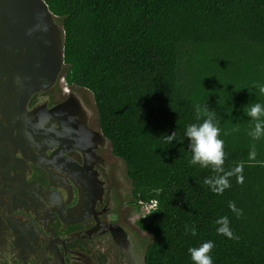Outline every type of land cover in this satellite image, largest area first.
Listing matches in <instances>:
<instances>
[{
	"label": "trees",
	"instance_id": "16d2710c",
	"mask_svg": "<svg viewBox=\"0 0 264 264\" xmlns=\"http://www.w3.org/2000/svg\"><path fill=\"white\" fill-rule=\"evenodd\" d=\"M44 1L62 20L64 80L92 92L130 202L156 203L145 215V264H194L188 249L209 240L213 264H264V135L252 138L246 115L264 105V0ZM205 109L233 172L222 194L204 184L218 175L211 167L189 163L184 131ZM174 131L169 145L163 136ZM225 216L231 239L217 233Z\"/></svg>",
	"mask_w": 264,
	"mask_h": 264
},
{
	"label": "water",
	"instance_id": "95a60500",
	"mask_svg": "<svg viewBox=\"0 0 264 264\" xmlns=\"http://www.w3.org/2000/svg\"><path fill=\"white\" fill-rule=\"evenodd\" d=\"M64 70L61 18L44 0H0V242L54 237V221L102 223L130 197L92 92Z\"/></svg>",
	"mask_w": 264,
	"mask_h": 264
},
{
	"label": "flooded vegetation",
	"instance_id": "af4514ba",
	"mask_svg": "<svg viewBox=\"0 0 264 264\" xmlns=\"http://www.w3.org/2000/svg\"><path fill=\"white\" fill-rule=\"evenodd\" d=\"M130 199L106 208L100 215L102 223L89 220L64 226L54 221V237L33 235L12 245L0 242V264H69V257L74 264H144L150 235L144 228L145 215H139ZM77 231L82 232L80 238L71 235Z\"/></svg>",
	"mask_w": 264,
	"mask_h": 264
},
{
	"label": "clouds",
	"instance_id": "9594fccd",
	"mask_svg": "<svg viewBox=\"0 0 264 264\" xmlns=\"http://www.w3.org/2000/svg\"><path fill=\"white\" fill-rule=\"evenodd\" d=\"M259 91L264 94V85H259ZM247 116L251 117L256 121L253 131L250 133L253 139H259L264 135V105L256 103L252 105L246 113ZM206 118L203 119L202 123L189 124L186 126L184 131L185 138L188 139V150L191 152L190 164H198L201 168L211 167L212 171L217 173L213 178H207L204 180V184L208 185L210 190L216 194H222L223 190L230 187L228 176L232 175L233 172H225L223 168L224 164V142L219 137V128L216 120L215 114L208 109H205ZM164 141L171 145L175 140V131L169 135L163 136ZM251 155H255L254 152ZM235 172H240L241 169L237 167ZM222 174V175H220ZM238 182H243L242 176H237ZM229 208L237 214L240 215V211L235 208L232 202H229ZM221 227L217 228L218 234H223L228 238H233L232 231L228 227V218L221 217L216 221ZM185 231L189 232L187 226H185ZM190 234L195 235L196 229L193 226L190 229ZM214 244L212 241H205L199 247L189 248L191 260L194 264H213L212 257L209 255Z\"/></svg>",
	"mask_w": 264,
	"mask_h": 264
},
{
	"label": "built area",
	"instance_id": "2783aa9c",
	"mask_svg": "<svg viewBox=\"0 0 264 264\" xmlns=\"http://www.w3.org/2000/svg\"><path fill=\"white\" fill-rule=\"evenodd\" d=\"M138 204H139V206H143L146 210L148 208V211L146 212V214L149 213L150 211H152V209H154V207L156 205L155 201H149V202L139 201Z\"/></svg>",
	"mask_w": 264,
	"mask_h": 264
},
{
	"label": "rangeland",
	"instance_id": "374dc122",
	"mask_svg": "<svg viewBox=\"0 0 264 264\" xmlns=\"http://www.w3.org/2000/svg\"><path fill=\"white\" fill-rule=\"evenodd\" d=\"M110 157H112V156H110ZM126 183H127V182H126ZM125 185H126V184H125ZM128 188H129V183H127V185H126V189H127V190H128ZM128 199H129V196L127 197L126 202L128 201ZM137 211H138V213H139L140 216H142L143 214L146 215V212L148 211V208H147V210H146L143 206H139V205H138V207H137Z\"/></svg>",
	"mask_w": 264,
	"mask_h": 264
}]
</instances>
